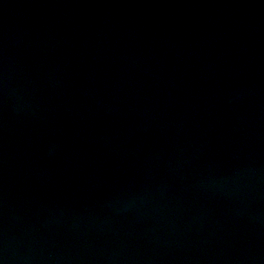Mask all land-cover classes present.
I'll return each instance as SVG.
<instances>
[{"label":"water","instance_id":"obj_1","mask_svg":"<svg viewBox=\"0 0 264 264\" xmlns=\"http://www.w3.org/2000/svg\"><path fill=\"white\" fill-rule=\"evenodd\" d=\"M0 264H264V0H0Z\"/></svg>","mask_w":264,"mask_h":264}]
</instances>
